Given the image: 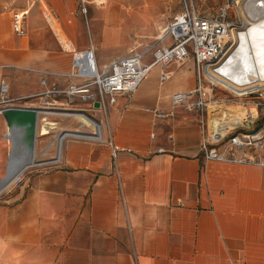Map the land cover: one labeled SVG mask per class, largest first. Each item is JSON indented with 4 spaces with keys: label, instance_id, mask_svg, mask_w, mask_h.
<instances>
[{
    "label": "crops",
    "instance_id": "1",
    "mask_svg": "<svg viewBox=\"0 0 264 264\" xmlns=\"http://www.w3.org/2000/svg\"><path fill=\"white\" fill-rule=\"evenodd\" d=\"M86 1L87 13L117 4ZM160 2L137 0L152 14ZM15 10L27 11L25 37L12 30ZM80 11V0H0V76L8 74L11 95L65 87V75L85 79L96 41ZM141 85L96 121L64 96L17 103L38 110L34 160L47 166L29 177L22 201L0 206V264H264V166L205 162L198 112L156 118L147 108L169 104ZM9 114L0 112V125Z\"/></svg>",
    "mask_w": 264,
    "mask_h": 264
},
{
    "label": "rangeland",
    "instance_id": "2",
    "mask_svg": "<svg viewBox=\"0 0 264 264\" xmlns=\"http://www.w3.org/2000/svg\"><path fill=\"white\" fill-rule=\"evenodd\" d=\"M111 1L117 2V4L113 3L112 9L100 10L94 6H90L89 12L83 13L80 0V13L91 37L98 44L100 38H102L103 42H108V44L105 43L101 48L100 44L95 43L94 46L90 40L87 52L89 58L88 73L91 72L93 60H96L98 65L105 66L118 57L132 51L141 50L156 42L161 36V30L163 29L164 31L173 21L174 17L182 10L181 0H161L162 2L159 4L162 3V9L157 14H152V11L139 6L137 0L126 3L124 0L123 3L118 0H108V6L111 5ZM248 1L194 0L195 6L204 16L216 15L223 5L228 4L230 6V19L236 24L232 32L236 35V42L229 44L227 54L219 63L223 64L225 75L222 73H212L209 75L210 78L207 79V83L212 87L208 116L209 118L221 117L223 121L229 122L235 115L237 117L243 115L244 117L245 114L253 112L256 113L255 120L251 124H244V127L257 128L264 126V41L262 42V36L255 34L253 35L254 39L251 37L249 44L245 47L241 46L240 34L247 32L248 28L251 27V23H249L250 15L245 12ZM88 5L87 3L86 6L88 7ZM169 14L173 15L169 17ZM118 17H122V21L127 19L125 20L127 23L124 24L125 28L120 32L114 31ZM14 34L18 37L27 36V34L19 35L15 32ZM254 42L256 50L261 52L258 54V59L255 60L253 57L250 62L253 68H251V65L246 67L244 63L246 57L244 54L247 48L253 52L252 47L254 46ZM65 43H68V41ZM62 48L66 52H75V50L71 49L70 45L68 48L63 46ZM2 69L3 67L1 66L0 70ZM257 70L263 72L261 78L258 76ZM163 74H167V78L164 80L162 78ZM253 75L256 76L255 80L244 83V81L250 79L249 77ZM0 77H4L8 82V74L4 73ZM142 82L143 84H140L141 87L139 89L141 94L153 98L159 97L161 98V103L166 102L169 104V99L166 100L165 97L171 91L194 88L196 82L194 61L191 59L183 64H171L168 68L161 69V73L155 67ZM31 86L32 88L36 87L35 84H31ZM31 86L28 84V90L31 89ZM41 86L40 83V88ZM15 90L16 92L24 93L26 87L23 84L19 85L16 83ZM240 93L242 94L239 95ZM17 107L22 106L17 105ZM78 108H88V105H81ZM75 112L80 113L81 111ZM84 114L94 121L100 120L104 116H96L95 113L89 110L85 111ZM22 121L23 119L20 120V117H13L12 114H9V117H6L0 125V206L6 205L8 202L22 201L23 190H27L34 185V180L29 179V177L40 173L47 166L40 165L38 159H35L33 165L27 167L17 178L7 184L12 174L23 165V161L27 158V153L29 152V146H25L24 143L20 144V142H26L25 140L27 139L24 137V131H21L22 126H24ZM18 155L21 156L20 160H18ZM4 214H6L5 211H0V215Z\"/></svg>",
    "mask_w": 264,
    "mask_h": 264
},
{
    "label": "built area",
    "instance_id": "3",
    "mask_svg": "<svg viewBox=\"0 0 264 264\" xmlns=\"http://www.w3.org/2000/svg\"><path fill=\"white\" fill-rule=\"evenodd\" d=\"M181 2V12L156 42L118 57L105 66L93 60L91 72L79 83H73L71 76L65 75L69 80L65 87L55 83L37 94L13 96L7 80L0 77V112L17 107V103L26 98L64 96L71 104L79 101L88 105L90 112L106 116L115 98L135 92L155 67L166 69L171 64H183L193 59L196 72L194 88L172 92L166 108L147 109L152 110L155 117L160 119L172 117L177 108L198 112L202 130L200 154L205 162L264 166V126L229 129L225 125L227 121L221 117H218V126H214L208 116L212 92V87L207 83L212 74L209 68L220 65L227 54L232 42L231 32L236 25L229 16L230 6L223 5L216 15L204 16L195 6L194 0ZM81 3L83 13H87V1L81 0ZM26 15V10H15L12 13V29L19 35L27 34ZM162 78H167V74H163ZM42 82L47 83L46 77ZM112 153L116 158L115 148Z\"/></svg>",
    "mask_w": 264,
    "mask_h": 264
},
{
    "label": "bare ground",
    "instance_id": "4",
    "mask_svg": "<svg viewBox=\"0 0 264 264\" xmlns=\"http://www.w3.org/2000/svg\"><path fill=\"white\" fill-rule=\"evenodd\" d=\"M245 7V6H244ZM245 12H247L250 15V22L252 24L251 28L248 29L247 32H243L240 34V43L242 47H245L247 44H249L251 42V37L253 38V35L257 34L259 36H262V42L264 41V0H249L246 3V7H245ZM168 26L165 28L164 32L161 34L160 37L163 36V34L166 32ZM233 32V30H232ZM231 32V40L232 43L234 44L236 42V35L234 33ZM255 44V42L253 43V45ZM263 44V43H262ZM241 47V48H242ZM239 48V49H241ZM260 49V48H259ZM247 51L245 52V59H244V63L245 66H249L251 65V68H253V65L250 64V62L252 61L253 57L254 59H258L259 57V53L261 51L256 50L255 45L252 47L253 52L250 51L249 48L246 49ZM238 51V50H237ZM236 55V54H235ZM238 55V54H237ZM250 60V61H249ZM94 63V61H93ZM219 63V62H218ZM235 65V64H233ZM228 67V66H227ZM93 68V65H92ZM223 64H220L216 67H210L209 70L212 73H216V74H224L225 75V71L223 70ZM253 72H255V70H253ZM258 76L261 78L263 76V72L262 71H256ZM262 72V73H261ZM256 75V74H255ZM253 75L251 77H249L250 79H247L246 81H244V83H249L253 80H255L256 76ZM235 80V79H234ZM237 83V81H236ZM241 84V82H240ZM242 93H240L239 95H241ZM240 114V112H239ZM256 117V113H251V114H245L244 117L243 115H240L237 117V115H235L231 121L226 122L225 125L229 128V129H233L235 127L238 126H244L245 124V120H255ZM211 124H213L214 126H218V118H211L210 119Z\"/></svg>",
    "mask_w": 264,
    "mask_h": 264
},
{
    "label": "water",
    "instance_id": "5",
    "mask_svg": "<svg viewBox=\"0 0 264 264\" xmlns=\"http://www.w3.org/2000/svg\"><path fill=\"white\" fill-rule=\"evenodd\" d=\"M5 112H9L13 117L18 116L20 120L23 119V125L21 131H24V137L27 139L26 142H20L25 146H29V152L27 153V158L23 161V165L17 169L7 184L11 183L15 178H17L27 167L34 164V151H35V140H36V126H37V117L38 110L35 108H25V107H13L8 108ZM20 160L21 156L18 155ZM26 156V155H25Z\"/></svg>",
    "mask_w": 264,
    "mask_h": 264
}]
</instances>
